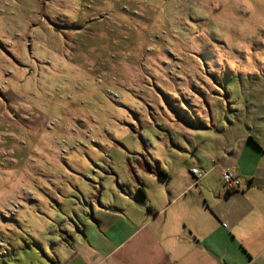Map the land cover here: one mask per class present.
<instances>
[{
	"label": "rangeland",
	"instance_id": "obj_1",
	"mask_svg": "<svg viewBox=\"0 0 264 264\" xmlns=\"http://www.w3.org/2000/svg\"><path fill=\"white\" fill-rule=\"evenodd\" d=\"M207 88L222 97L216 124L264 138V0H0V264L44 263L20 224L50 221L45 205L150 187L143 157L164 164L168 132L198 119L192 95Z\"/></svg>",
	"mask_w": 264,
	"mask_h": 264
},
{
	"label": "crops",
	"instance_id": "obj_2",
	"mask_svg": "<svg viewBox=\"0 0 264 264\" xmlns=\"http://www.w3.org/2000/svg\"><path fill=\"white\" fill-rule=\"evenodd\" d=\"M192 96L202 103L196 112L198 119L191 115L188 121L178 118L172 128L177 136L168 132L164 140L167 149L160 147L157 154L164 157L170 171L162 161L156 165L154 156L143 157L146 165L142 168L151 182L144 188L145 197L139 181L128 193H123L119 184L117 203L107 196L108 202L100 205H45L51 209L50 221L55 217L61 222L59 230H51L49 214L42 211L37 213L47 218L45 224L22 221L24 233H34L35 246L48 251L43 264L262 263L264 138L254 136L239 121L227 119L216 124L211 106L222 97L210 89ZM215 135L216 144L209 141ZM174 140L182 142L181 146ZM187 142L207 155L199 158L203 166L197 163L198 157L189 155L190 148L184 147ZM156 166L159 172L154 170ZM194 167L206 172L200 181L192 173ZM226 168L239 177L241 190L227 192L223 188L221 175ZM215 170H219L220 178L212 184L208 177ZM201 183L204 191L199 188ZM45 227H49L51 238L44 233ZM2 236L7 240L8 234ZM12 241L24 248L19 235ZM2 242L1 248L10 247Z\"/></svg>",
	"mask_w": 264,
	"mask_h": 264
},
{
	"label": "built area",
	"instance_id": "obj_3",
	"mask_svg": "<svg viewBox=\"0 0 264 264\" xmlns=\"http://www.w3.org/2000/svg\"><path fill=\"white\" fill-rule=\"evenodd\" d=\"M192 173L196 176L197 181H200L206 175V172L200 170L198 167H194ZM221 181L223 188L227 192L241 190L240 179L231 168H226L222 171Z\"/></svg>",
	"mask_w": 264,
	"mask_h": 264
},
{
	"label": "trees",
	"instance_id": "obj_4",
	"mask_svg": "<svg viewBox=\"0 0 264 264\" xmlns=\"http://www.w3.org/2000/svg\"><path fill=\"white\" fill-rule=\"evenodd\" d=\"M164 174H165V173H164ZM140 191H141L143 197H145V190H144V188H143L142 186L140 187Z\"/></svg>",
	"mask_w": 264,
	"mask_h": 264
},
{
	"label": "water",
	"instance_id": "obj_5",
	"mask_svg": "<svg viewBox=\"0 0 264 264\" xmlns=\"http://www.w3.org/2000/svg\"><path fill=\"white\" fill-rule=\"evenodd\" d=\"M163 177H165V178L167 179V181L170 180L169 177H167V176H165V175H163ZM143 204H145V202H144Z\"/></svg>",
	"mask_w": 264,
	"mask_h": 264
}]
</instances>
